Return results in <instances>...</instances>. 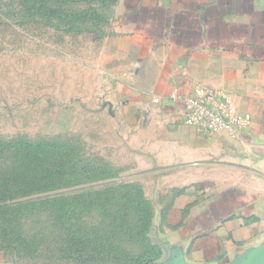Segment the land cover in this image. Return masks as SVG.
<instances>
[{"label": "rangeland", "instance_id": "1", "mask_svg": "<svg viewBox=\"0 0 264 264\" xmlns=\"http://www.w3.org/2000/svg\"><path fill=\"white\" fill-rule=\"evenodd\" d=\"M122 2L0 0V250L15 264H165L115 60Z\"/></svg>", "mask_w": 264, "mask_h": 264}, {"label": "crops", "instance_id": "2", "mask_svg": "<svg viewBox=\"0 0 264 264\" xmlns=\"http://www.w3.org/2000/svg\"><path fill=\"white\" fill-rule=\"evenodd\" d=\"M116 31L164 263L264 264V0H123ZM197 85L252 116L238 139L200 133L168 98ZM0 264L15 262L0 250Z\"/></svg>", "mask_w": 264, "mask_h": 264}, {"label": "built area", "instance_id": "3", "mask_svg": "<svg viewBox=\"0 0 264 264\" xmlns=\"http://www.w3.org/2000/svg\"><path fill=\"white\" fill-rule=\"evenodd\" d=\"M168 98L184 104L187 123L203 134L238 139L252 123V116L240 111L233 96L220 88L197 85L190 92L173 90ZM154 100L159 102L161 97Z\"/></svg>", "mask_w": 264, "mask_h": 264}]
</instances>
